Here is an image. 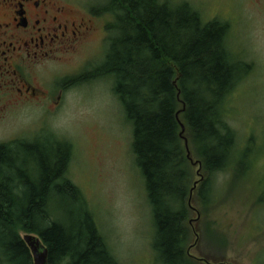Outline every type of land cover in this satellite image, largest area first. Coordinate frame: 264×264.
Masks as SVG:
<instances>
[{"label":"trees","instance_id":"obj_1","mask_svg":"<svg viewBox=\"0 0 264 264\" xmlns=\"http://www.w3.org/2000/svg\"><path fill=\"white\" fill-rule=\"evenodd\" d=\"M104 11L113 22L102 62L74 83L112 76L113 94L132 123L157 261L198 264L186 253L192 205L212 202L211 177L233 162L234 134L223 104L242 65L227 48L228 25L204 20L184 1L106 0ZM184 138L204 175L190 201L195 173ZM71 154V144L60 139L0 143L1 264H33L21 231L40 237L48 264H120L81 190L66 177Z\"/></svg>","mask_w":264,"mask_h":264},{"label":"rangeland","instance_id":"obj_2","mask_svg":"<svg viewBox=\"0 0 264 264\" xmlns=\"http://www.w3.org/2000/svg\"><path fill=\"white\" fill-rule=\"evenodd\" d=\"M69 1L99 15L95 23L100 32L61 66L78 77L88 72L93 62H102L111 32L106 28V41L99 48V27L101 19L106 27L110 25L113 15L99 12L106 0ZM166 1L188 2L204 20L227 24V48L242 65L223 104V120L236 143L233 162L211 177L212 202L206 207L201 201L192 205L190 255L214 263L234 259L238 264H257L251 259L262 260L263 251L259 235L249 232L264 211L260 201L264 190V0ZM112 87V76H88L75 82L54 109L37 104L16 107L0 120V143L37 138L68 141L72 154L66 177L81 190L118 262L162 264L152 247L153 215L132 150V123ZM198 169L204 178L201 163L193 164L195 181Z\"/></svg>","mask_w":264,"mask_h":264},{"label":"flooded vegetation","instance_id":"obj_3","mask_svg":"<svg viewBox=\"0 0 264 264\" xmlns=\"http://www.w3.org/2000/svg\"><path fill=\"white\" fill-rule=\"evenodd\" d=\"M91 10L69 0H0V120L19 106L58 107L76 77L61 66L87 47L99 31L95 23L99 15ZM99 28L100 48L107 32L102 19ZM92 64L88 72L98 68ZM260 201L264 205V190ZM249 233L259 235L263 251L262 260L251 261L264 264V211ZM190 248L186 250L189 256ZM192 258L201 264H238L234 259L214 263L204 257Z\"/></svg>","mask_w":264,"mask_h":264},{"label":"water","instance_id":"obj_4","mask_svg":"<svg viewBox=\"0 0 264 264\" xmlns=\"http://www.w3.org/2000/svg\"><path fill=\"white\" fill-rule=\"evenodd\" d=\"M181 127H182V132H184L183 125H181ZM184 143H185L187 157L190 159L191 163L200 165V162L193 161L192 158L190 157V150H189L188 141L186 138H184ZM197 175H199V179H197L193 184L192 190L190 192L189 201L191 199V194H192L193 189L196 187L198 181L202 179V175L200 174L199 169L197 170ZM198 217H199V213H197V218L195 220H197ZM21 238L30 251L33 264H48L47 248L43 244L42 240L40 239L38 235L33 234V233H23L21 235ZM0 264H1V261H0Z\"/></svg>","mask_w":264,"mask_h":264}]
</instances>
